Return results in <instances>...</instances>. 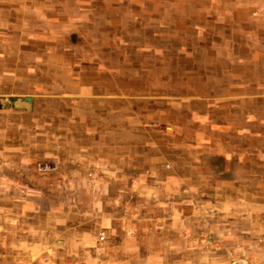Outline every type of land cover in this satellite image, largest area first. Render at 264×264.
I'll return each mask as SVG.
<instances>
[{"label": "clouds", "instance_id": "9594fccd", "mask_svg": "<svg viewBox=\"0 0 264 264\" xmlns=\"http://www.w3.org/2000/svg\"><path fill=\"white\" fill-rule=\"evenodd\" d=\"M0 94V264H264V0H0Z\"/></svg>", "mask_w": 264, "mask_h": 264}, {"label": "rangeland", "instance_id": "374dc122", "mask_svg": "<svg viewBox=\"0 0 264 264\" xmlns=\"http://www.w3.org/2000/svg\"><path fill=\"white\" fill-rule=\"evenodd\" d=\"M77 42V38L73 37V43ZM99 85H105L108 82L107 81H98L97 82ZM26 97H28V100H26ZM0 101H4V96L0 94ZM264 103V102H262ZM31 105L33 109L36 108L37 104L35 100H32L31 97L29 96H10L7 102L0 103V108H3L5 106L11 107V108H16V107H22L23 105ZM219 163V161H217Z\"/></svg>", "mask_w": 264, "mask_h": 264}, {"label": "water", "instance_id": "95a60500", "mask_svg": "<svg viewBox=\"0 0 264 264\" xmlns=\"http://www.w3.org/2000/svg\"><path fill=\"white\" fill-rule=\"evenodd\" d=\"M26 100H28V97H26Z\"/></svg>", "mask_w": 264, "mask_h": 264}]
</instances>
